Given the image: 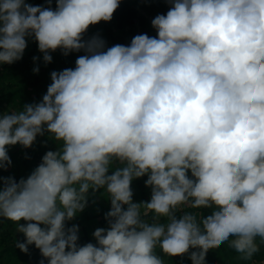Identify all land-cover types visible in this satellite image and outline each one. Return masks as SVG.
I'll return each instance as SVG.
<instances>
[{"label": "clouds", "instance_id": "clouds-1", "mask_svg": "<svg viewBox=\"0 0 264 264\" xmlns=\"http://www.w3.org/2000/svg\"><path fill=\"white\" fill-rule=\"evenodd\" d=\"M169 2L152 20L158 38L104 50L83 36L121 0H56L55 10L0 0V65L21 60L29 38L46 64L58 49L87 53L51 73L39 103L0 113V169L8 146L31 148L46 132L59 145L26 179L0 177V218L24 235L22 252L35 245L47 264H165L159 248L206 264L227 243L264 264L253 260L264 247V0ZM144 176L151 198L137 203L131 184ZM100 189L109 227L81 246L66 222Z\"/></svg>", "mask_w": 264, "mask_h": 264}, {"label": "trees", "instance_id": "trees-1", "mask_svg": "<svg viewBox=\"0 0 264 264\" xmlns=\"http://www.w3.org/2000/svg\"><path fill=\"white\" fill-rule=\"evenodd\" d=\"M27 2L33 6L56 9V0H52L51 5L48 4V0H27ZM172 6L173 4L169 0H121L112 20L110 22L101 21L96 25L97 28L101 27L105 31L107 36L106 50L117 44L130 46L132 38L140 34L158 38L157 30L152 26V20L158 15H166ZM94 26L91 25L90 27L94 28ZM88 36L89 33L86 32L83 39L89 38ZM27 44L21 60L13 64L0 65V113L4 112V107L9 110L8 107L11 106L19 111L25 104L39 103L43 95L46 94L48 86L52 83L51 73L66 68L74 69L76 59L87 54L81 50L79 52L73 51L66 56L62 50L58 49L50 53L53 58L52 62L46 64L43 60V53L38 49V43L29 38ZM34 57L37 59L34 60ZM35 68H39L38 73L34 72ZM36 146L38 147L35 148ZM58 147L59 145L49 138L47 132L43 136H38L31 148H24L19 144L8 146V155L12 164L6 171L0 169V177L11 176L17 182L21 178L26 179L42 162V157L50 150L56 151ZM189 177H191L190 172ZM147 178L144 176L133 180L131 188L134 202L150 200L151 188L145 184ZM110 209V199L105 195L104 189H100L96 193L90 191L86 207L82 212L77 213L73 220L67 221L66 227L72 225L79 227V245L95 244L96 240L93 233L98 228L107 229L109 227L105 215ZM202 211L204 215L210 214V210ZM177 215L179 216L180 213ZM146 219H150V217ZM20 223L26 222L21 221ZM24 240V235L16 231V225L13 222L0 218V264H41L42 260L44 264H47V260L35 245L29 246L28 253H24L16 247L17 241L23 242ZM156 251L163 259L167 257L159 248ZM263 254L264 247L254 256L253 260ZM238 255L225 243L217 249L209 250L206 264H252V262L238 260ZM167 258L174 264H192L187 254Z\"/></svg>", "mask_w": 264, "mask_h": 264}, {"label": "rangeland", "instance_id": "rangeland-1", "mask_svg": "<svg viewBox=\"0 0 264 264\" xmlns=\"http://www.w3.org/2000/svg\"><path fill=\"white\" fill-rule=\"evenodd\" d=\"M97 25V24H96ZM94 26V28H89L88 30H87V34L89 33V38H86V39H83L84 41H89V40H91L93 37H96V36H99L100 38H102L104 41H105V44H106V39H107V36H106V34H105V31H103V29L101 28V27H98L97 28V26ZM104 50H106V45H105V49ZM82 51H84V50H82ZM85 52V51H84ZM4 112H11V111H17L14 107H8V109L10 110H7L6 109V107H4ZM38 146H36L35 148H37ZM164 261H165V264H174V262L173 261H171V260H169L167 257L166 258H164ZM254 261H257V262H259V261H264V254L263 255H261L259 258H257V259H255Z\"/></svg>", "mask_w": 264, "mask_h": 264}]
</instances>
